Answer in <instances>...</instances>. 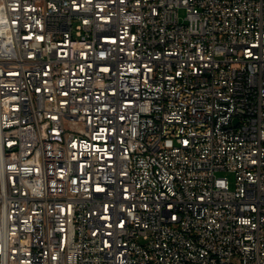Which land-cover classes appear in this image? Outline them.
Instances as JSON below:
<instances>
[{"label": "built area", "instance_id": "built-area-1", "mask_svg": "<svg viewBox=\"0 0 264 264\" xmlns=\"http://www.w3.org/2000/svg\"><path fill=\"white\" fill-rule=\"evenodd\" d=\"M0 264H264V0H0Z\"/></svg>", "mask_w": 264, "mask_h": 264}, {"label": "rangeland", "instance_id": "rangeland-1", "mask_svg": "<svg viewBox=\"0 0 264 264\" xmlns=\"http://www.w3.org/2000/svg\"><path fill=\"white\" fill-rule=\"evenodd\" d=\"M180 15H181L182 18L185 17L186 13H185V10L184 9H181L180 10ZM231 179H233V178L231 177Z\"/></svg>", "mask_w": 264, "mask_h": 264}]
</instances>
